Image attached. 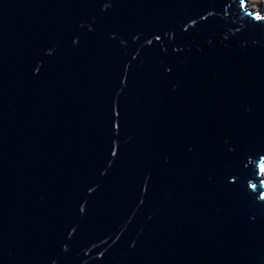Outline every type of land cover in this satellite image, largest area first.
Segmentation results:
<instances>
[{
    "label": "water",
    "instance_id": "1",
    "mask_svg": "<svg viewBox=\"0 0 264 264\" xmlns=\"http://www.w3.org/2000/svg\"><path fill=\"white\" fill-rule=\"evenodd\" d=\"M0 264H264L262 12L0 0Z\"/></svg>",
    "mask_w": 264,
    "mask_h": 264
},
{
    "label": "rangeland",
    "instance_id": "2",
    "mask_svg": "<svg viewBox=\"0 0 264 264\" xmlns=\"http://www.w3.org/2000/svg\"><path fill=\"white\" fill-rule=\"evenodd\" d=\"M248 6L264 15V0H248Z\"/></svg>",
    "mask_w": 264,
    "mask_h": 264
}]
</instances>
